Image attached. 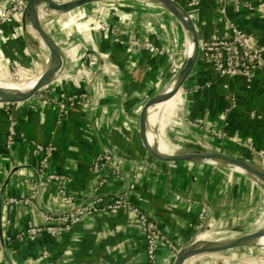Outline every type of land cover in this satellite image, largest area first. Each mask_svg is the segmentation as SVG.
<instances>
[{
  "label": "crops",
  "instance_id": "0c3cea01",
  "mask_svg": "<svg viewBox=\"0 0 264 264\" xmlns=\"http://www.w3.org/2000/svg\"><path fill=\"white\" fill-rule=\"evenodd\" d=\"M177 1L191 14L201 44L229 36L234 24L255 36L264 56V0L229 2L225 15L218 0ZM42 21L64 47L65 59L44 91L50 103L32 98L12 107L18 123L12 149L6 142L7 112L0 104V264H143L145 228L137 213L123 209L87 215L61 236L16 238L21 230L43 223L48 213L68 212L97 195L108 201L126 189L172 244H163L159 264H173L178 250L206 227L204 223L199 228L205 203L212 207L210 229L241 227L264 215V188L254 175L215 163H164L142 145L139 115L144 103L177 77L189 57V33L173 13L154 0H108L71 11L50 8ZM136 40L149 41L160 52L137 46ZM41 42L23 15L1 26L0 73L20 63L22 79L40 76L50 60ZM83 55L106 62L89 84L78 72ZM75 91H87L89 104L61 111L56 102ZM188 120L202 128L190 126ZM220 129L226 130V138L210 132ZM167 131L178 147L174 152L213 149L264 167L263 74L252 81L223 76L200 59L184 84L181 105ZM38 142L56 147L52 169L70 176L66 190L73 200H64L54 184H39ZM105 150L122 162L119 177L92 172L94 157ZM101 177L107 181L100 185ZM8 197H29L32 204L9 205ZM44 249H49L48 258L43 257ZM257 249L246 246L220 253L237 264L239 256L256 254ZM203 258L206 255L188 264H206Z\"/></svg>",
  "mask_w": 264,
  "mask_h": 264
},
{
  "label": "built area",
  "instance_id": "2783aa9c",
  "mask_svg": "<svg viewBox=\"0 0 264 264\" xmlns=\"http://www.w3.org/2000/svg\"><path fill=\"white\" fill-rule=\"evenodd\" d=\"M28 0H0V27L6 25L12 19L24 14ZM222 13H226V4L229 2L238 3V0H218ZM200 0H191L190 4H198ZM249 6V5H248ZM49 13L45 12L44 17ZM103 27H110L112 33H116L115 27L111 26L108 22L102 23ZM232 33L227 37L212 38L204 41L201 44L200 59L209 62L214 69L223 76H243L247 81H252L253 78L261 73L264 76V56L263 49L258 44L255 36L248 33L238 26L232 24ZM117 40V38H116ZM137 46H141L150 52H160L159 47L153 43L133 41ZM83 61V65L78 67V72L84 74L86 83L93 82L99 75L106 62H101L97 56L83 55L79 58ZM103 63V64H101ZM100 64L102 66H100ZM21 64L17 63L12 66L15 74H18ZM79 66V65H78ZM46 87L34 99H41L46 103H50L49 98L44 97ZM90 102V95L87 91H75L66 98L60 99L56 105L61 111L67 112L70 107L77 104L86 105ZM25 103V102H23ZM23 103L3 104L7 112L9 120V133L7 135V145L12 149L15 143V136L17 134V120L15 119L12 107L20 106ZM188 124L194 128L201 129L202 126L199 122L188 120ZM213 136L224 139L227 137L225 129L217 131H210ZM35 147L39 152L40 160L37 169V177L39 184L43 186L54 184L57 192L64 200L71 201L75 197L66 190V185L71 181L69 175L60 173L52 169V159L56 151V147L52 143L43 144L35 143ZM123 164L117 156L108 150L98 153L92 162L91 170L93 173L100 175L101 173H108L112 176L119 177L122 174ZM264 168V167H263ZM108 176V175H105ZM107 181V177H101L100 185ZM132 188V187H131ZM130 190L126 189L125 192L112 197L110 200L105 201L101 196H95L86 203L75 207L74 209L64 213H48L45 215L44 222L38 225L30 226L17 233L16 238H37L43 233H49L52 236H61L73 229V227L82 221L87 215L97 214L101 212H114L120 209L137 213L140 221L145 228V239L147 242V258L143 264H159L160 252L163 244L172 246L169 241H165L159 226L155 220L143 212L130 198ZM2 198L0 197V204ZM5 202L9 205H31L32 200L29 197H8ZM201 224H212V207L205 203L200 211ZM1 249V245H0ZM49 249L43 250V257L48 258ZM48 264H54L49 262Z\"/></svg>",
  "mask_w": 264,
  "mask_h": 264
},
{
  "label": "water",
  "instance_id": "95a60500",
  "mask_svg": "<svg viewBox=\"0 0 264 264\" xmlns=\"http://www.w3.org/2000/svg\"><path fill=\"white\" fill-rule=\"evenodd\" d=\"M41 0H28L23 14L24 22H28L38 36L44 41L49 52L50 60L47 69L42 73L39 83L31 90L20 93L0 92V104L23 103L31 100L52 83L59 75L63 67L65 53L62 44L46 29L42 18L38 13V3ZM108 0H50V8L57 11H71L77 8ZM161 3L181 22L189 33L192 41V50L177 77L161 92L147 99L139 115V134L144 149L155 159L168 164L190 163H215L241 170L254 175L264 188L263 165L249 161L245 158L228 155L219 150L193 149L179 150L164 154L153 144L147 134L146 127L149 117L158 109V106L173 98L183 89L188 77L194 71L201 53V42L195 22L187 8L177 0H154ZM190 3L191 0H188ZM237 168V169H238ZM210 225L202 229V232L187 245L180 248L175 256L173 264H187L196 257L224 252L241 247H260V240L264 237V225L255 232L237 235L222 239H201V235L210 230Z\"/></svg>",
  "mask_w": 264,
  "mask_h": 264
},
{
  "label": "bare ground",
  "instance_id": "6f19581e",
  "mask_svg": "<svg viewBox=\"0 0 264 264\" xmlns=\"http://www.w3.org/2000/svg\"><path fill=\"white\" fill-rule=\"evenodd\" d=\"M37 9L40 17L43 18L45 12L50 9V0H41L38 3ZM41 41L42 43H44L42 39ZM189 41L190 43L188 49V56L190 55L193 47L192 41L191 40ZM41 75L31 80L21 81L20 83L16 84V82L12 81L7 76L0 73V92L20 93V92L29 91L39 83ZM181 98H182V90H180L173 98H171L167 102L159 105L158 109L154 111V113L149 117L147 122L146 131L150 141L152 140L153 144L155 145L157 144L158 149L164 154H168V152L173 153L178 149V147L171 142L166 128L171 124L172 120L177 115L178 108L181 105ZM162 148L168 152H164ZM254 221L255 222L253 224H251L252 223L251 222L241 227L230 228L223 231H216L213 233H206L201 235L200 237L201 239H213V238L222 239V238H228L237 235H245L255 232L257 229H259L264 225V215L258 218V220H254ZM259 243L261 245L260 247L264 249V237L260 240ZM191 261L192 260H190L188 263H190Z\"/></svg>",
  "mask_w": 264,
  "mask_h": 264
},
{
  "label": "rangeland",
  "instance_id": "374dc122",
  "mask_svg": "<svg viewBox=\"0 0 264 264\" xmlns=\"http://www.w3.org/2000/svg\"><path fill=\"white\" fill-rule=\"evenodd\" d=\"M40 45L44 49H45V47L47 48V46L42 42L40 43ZM2 74L7 76L12 81L16 82V84L20 83L21 81L29 80L26 78L22 79L19 74L14 73L13 69H11L10 72H6V73H2ZM168 127L166 128V130H168ZM162 150H164V149L162 148ZM260 217L261 216L257 217V219H255V220H258V218H260ZM254 222L255 221H252V223L251 222L250 223L253 224ZM226 229H229V228H226ZM226 229H224V228L220 229V228L214 227L213 229L211 228L207 233H213L216 231H223ZM222 255H224V254H221L220 252L214 253V254H209V255H206V258H203V259L206 261V264H233L234 263L230 260V258H228L226 256H222ZM199 257H203V256H199ZM204 260H201V261H204ZM240 263L241 264H264V249L258 247L256 254L250 253V254H244L242 256H239L237 264H240Z\"/></svg>",
  "mask_w": 264,
  "mask_h": 264
}]
</instances>
